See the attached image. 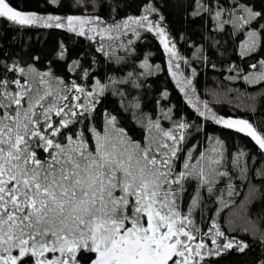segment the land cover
<instances>
[{
    "label": "snow or ice",
    "instance_id": "obj_1",
    "mask_svg": "<svg viewBox=\"0 0 264 264\" xmlns=\"http://www.w3.org/2000/svg\"><path fill=\"white\" fill-rule=\"evenodd\" d=\"M132 7L0 0V264H264V0Z\"/></svg>",
    "mask_w": 264,
    "mask_h": 264
},
{
    "label": "trees",
    "instance_id": "obj_2",
    "mask_svg": "<svg viewBox=\"0 0 264 264\" xmlns=\"http://www.w3.org/2000/svg\"><path fill=\"white\" fill-rule=\"evenodd\" d=\"M135 2H136V0H132L133 7L131 8V11H133V12H135ZM15 3H19L21 5L28 7V8H36L38 5L43 4V0H15ZM2 24H3V22L0 21V25H2ZM2 30H3L2 27H0V31H2ZM58 35H59V33H57V32H52L50 35H49V33L45 32V33H42L40 35L39 39H40L41 43H44L45 41H47V46H51L55 42V39ZM140 44H141V47L145 51H151V52H154L156 54L155 55V62H163V54H162L160 47L158 46V41L154 40L152 37H149L147 42L141 41ZM215 75H216L215 73H208V75L206 77L202 76L201 77L202 85H203L204 81L207 80L208 86L215 87V84H213L212 79H211V77H213ZM154 82L157 86L167 84L170 88L173 87V85L171 83H168V81L164 75H160V79L156 80ZM232 87L233 88H243L244 85L242 83L237 82V83H234L232 85ZM251 90H253V89L250 87L249 91H251ZM232 95L235 96V93H233ZM174 98H177L175 92H174ZM236 103H240V102L234 101L233 104H229L227 102H224L220 105L218 110L222 114L232 115V114H234V105ZM235 114L247 116L248 111H246L241 106L239 108H235ZM213 130L221 133L225 138L228 139L230 144L234 140L239 141L240 143L246 142L242 136H236L233 130L223 129L220 127H216L215 129L209 128V131H213ZM237 259H239V258L238 257H229L226 259L224 264H233V262Z\"/></svg>",
    "mask_w": 264,
    "mask_h": 264
}]
</instances>
